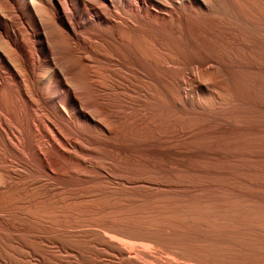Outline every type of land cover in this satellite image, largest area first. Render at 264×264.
<instances>
[{"label":"bare ground","instance_id":"obj_1","mask_svg":"<svg viewBox=\"0 0 264 264\" xmlns=\"http://www.w3.org/2000/svg\"><path fill=\"white\" fill-rule=\"evenodd\" d=\"M22 194L59 206L0 208V264H264V0H0V200Z\"/></svg>","mask_w":264,"mask_h":264},{"label":"rangeland","instance_id":"obj_2","mask_svg":"<svg viewBox=\"0 0 264 264\" xmlns=\"http://www.w3.org/2000/svg\"><path fill=\"white\" fill-rule=\"evenodd\" d=\"M74 14H75L74 11L71 8H68L67 14H65L64 17L70 18ZM15 16H16V19L18 20L19 28H21L24 32L27 33L26 40L30 44L32 43V44H34L37 47L38 52H37L36 56L39 59H41L42 61H44L49 55V53H48V44L41 37L40 31L38 29L34 28L32 25H30L29 21L26 18L23 17V15H22V13L20 11H16L15 12ZM87 19H88V16H85L83 21H87ZM71 21L73 22V20H71ZM32 33H34V35ZM64 92H65V90L61 89L60 91H58V95H62ZM112 200L116 201V200H118V198H114ZM149 201H152V200H149ZM68 202L70 203V201H68ZM145 203H147V205L150 206V202H145ZM55 204H56V202H54V200H49L48 198L43 197L41 194H38V195H35V194H31V195L22 194V195H18L14 200H0V208L4 212V214H6L9 218H12L13 220H15V222L21 224L22 226H28V225L36 226V224H37V223H35V221H32L29 218H27V215L25 213H27L28 211L33 213V214H36V215L37 214H41L42 212L44 214H46V212H48L49 210H50V212H52V210H53L52 208H54V206H56V207L59 206V205H55ZM138 205H140V204H133V205L131 204V207L132 206H138ZM49 207H51V208H49ZM196 215L201 216V215H203V213L200 210L197 209ZM38 216H42V215H38ZM46 218H48V217H45V220H46ZM49 218H55V219H58L59 221H64V220H61L63 218L60 217L59 215H57V213H56V217H54V215H51ZM36 220L39 221L38 218ZM28 221H30V222H28ZM7 233H9V231H7ZM163 233H164L163 230L160 231V234H163ZM131 242H133V241H131ZM159 244H160V246L159 245H155L154 253L158 254L159 256L163 257L164 259H166V258H168L170 256L178 258L179 260L175 261L174 264H191L190 262H188V263L185 262L184 263L183 262V258H182L183 255L181 254V252L179 251L178 255L177 254L175 255L174 252L176 251V249L175 250L171 249V247L168 246L166 244V242H161ZM147 246L150 247V245H147ZM147 246H145V247H147ZM162 247H164V248H162ZM156 251H158V252H156ZM169 261H171V260H169Z\"/></svg>","mask_w":264,"mask_h":264}]
</instances>
